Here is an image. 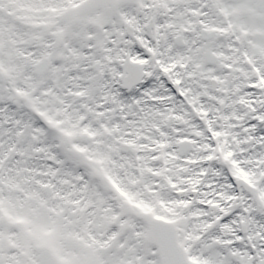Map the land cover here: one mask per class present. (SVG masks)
I'll return each instance as SVG.
<instances>
[{"label": "snow or ice", "instance_id": "obj_1", "mask_svg": "<svg viewBox=\"0 0 264 264\" xmlns=\"http://www.w3.org/2000/svg\"><path fill=\"white\" fill-rule=\"evenodd\" d=\"M0 264H264V0H0Z\"/></svg>", "mask_w": 264, "mask_h": 264}]
</instances>
